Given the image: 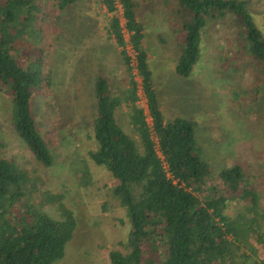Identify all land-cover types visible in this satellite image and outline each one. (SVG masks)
<instances>
[{
  "label": "trees",
  "instance_id": "trees-1",
  "mask_svg": "<svg viewBox=\"0 0 264 264\" xmlns=\"http://www.w3.org/2000/svg\"><path fill=\"white\" fill-rule=\"evenodd\" d=\"M77 1L0 0V91L11 96L16 132L46 167L54 164V156L33 112L35 97L47 95L53 87L52 74L43 69L49 55L44 41L58 29V12ZM103 3L110 15L106 32L120 49L129 75L128 85L126 81L117 92L104 75L95 82L97 149L90 157L112 173L117 181L114 195L130 220L125 243L129 251L112 249L111 264H254L256 258L248 249L241 251L239 243H246L248 234L257 235V229L246 215L230 216L226 208L229 200H247L259 215L257 188L242 186L247 174L239 163L220 172L223 187L213 183L211 165L200 155L195 122L180 116L167 120L161 109L143 46L140 3L120 0L122 14L116 0ZM178 5L187 13L171 21L180 50L178 75H191L202 55L205 28L227 15L239 22L243 51L264 61V33L247 0H178ZM140 92L147 109L138 104ZM123 105L128 106L138 140L118 121ZM40 181L16 161L0 157V264H54L65 256L78 226L77 215L56 195L48 202L58 203L59 218L29 202Z\"/></svg>",
  "mask_w": 264,
  "mask_h": 264
},
{
  "label": "rangeland",
  "instance_id": "rangeland-1",
  "mask_svg": "<svg viewBox=\"0 0 264 264\" xmlns=\"http://www.w3.org/2000/svg\"><path fill=\"white\" fill-rule=\"evenodd\" d=\"M137 1L145 33L143 46L148 50L153 85L165 118L180 116L195 122L200 155L211 165L213 183L223 187L220 172L239 163L247 174L242 186L253 184L257 188L259 215L247 200L240 199L229 200L226 212L252 220L250 225L262 236L248 234L247 242L239 244L241 251L248 249L256 258L251 263L254 259V264H264V61L243 51L239 22L227 15L208 24L200 59L189 77L180 76L176 71L180 50L171 21L187 15L186 10H181L178 0ZM247 2L264 33V0ZM118 10L121 13L122 9ZM58 15V29L44 41L49 55L43 69L52 74L53 87L47 95L36 96L33 103L54 164L46 167L35 159L13 126L11 96L1 91L0 157L16 161L40 178L29 201L36 208L59 218L58 203L48 202L56 195L77 215L78 226L65 256L54 264H111L112 249L129 251L125 243L130 220L114 195L117 181L112 173L90 157V151L97 149L95 82L104 75L117 92L126 81L128 85L129 75L120 49L106 32L110 15L103 0H78ZM27 53L26 49L24 55ZM138 104L147 109L143 92ZM127 111L126 105L118 110V121L138 140ZM148 121L151 123L150 116Z\"/></svg>",
  "mask_w": 264,
  "mask_h": 264
},
{
  "label": "built area",
  "instance_id": "built-area-1",
  "mask_svg": "<svg viewBox=\"0 0 264 264\" xmlns=\"http://www.w3.org/2000/svg\"><path fill=\"white\" fill-rule=\"evenodd\" d=\"M117 1V6H118V9H122V5H121V3H120V0H116ZM120 7V8H119ZM119 11V10H118ZM122 12H123V9H122V11H121V13L120 14H122ZM130 51H131V53H132V55H133V57L135 56V52H133V50L130 48Z\"/></svg>",
  "mask_w": 264,
  "mask_h": 264
},
{
  "label": "crops",
  "instance_id": "crops-1",
  "mask_svg": "<svg viewBox=\"0 0 264 264\" xmlns=\"http://www.w3.org/2000/svg\"><path fill=\"white\" fill-rule=\"evenodd\" d=\"M157 91V90H156Z\"/></svg>",
  "mask_w": 264,
  "mask_h": 264
}]
</instances>
